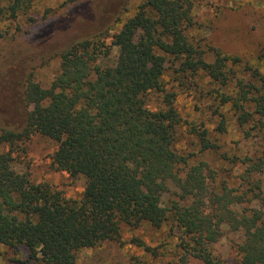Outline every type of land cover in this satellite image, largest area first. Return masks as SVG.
<instances>
[{
    "label": "trees",
    "instance_id": "1",
    "mask_svg": "<svg viewBox=\"0 0 264 264\" xmlns=\"http://www.w3.org/2000/svg\"><path fill=\"white\" fill-rule=\"evenodd\" d=\"M6 1L0 10L16 17L32 0ZM193 25V0H143L110 43L104 32L78 39L62 52L48 86L32 78L24 84L25 121L8 128L0 118V242L27 250L16 264H77L81 249L120 240L124 227L143 223L178 230L184 264L189 256L223 264L212 245L224 225L244 236L241 264H264V208L244 206L264 205V70L196 39ZM113 48V63L100 64ZM178 88L196 111L210 114L208 122L184 117ZM152 92L163 95L164 108H149ZM232 120L263 148L226 156L244 165L241 190L216 183V168L177 146L186 126L201 152L218 151L214 135ZM35 134L57 143L51 158L58 170L85 178L80 197L16 169L20 144Z\"/></svg>",
    "mask_w": 264,
    "mask_h": 264
},
{
    "label": "rangeland",
    "instance_id": "2",
    "mask_svg": "<svg viewBox=\"0 0 264 264\" xmlns=\"http://www.w3.org/2000/svg\"><path fill=\"white\" fill-rule=\"evenodd\" d=\"M143 0H32L28 9L12 17L9 10H0V97L1 123L8 127H20L25 121L26 109L20 100L24 84L32 78L48 86L60 70L61 54L78 39L89 38L97 32L110 37L120 30ZM194 25L190 34L205 39L228 54L250 58L264 70V0H193ZM8 5L0 0V8ZM84 8L81 10L78 7ZM56 24L52 21L56 20ZM109 30V33L107 31ZM118 51L113 48L110 57H103L100 64L113 63ZM176 106L188 120L209 121L210 114L196 111L192 96L179 88ZM163 95L152 92L147 104L152 110L164 108ZM214 117H211V121ZM215 120L217 118L215 117ZM213 123L212 125H214ZM211 127V125L209 124ZM186 126L180 128L177 146L196 159H205L217 169L216 183L225 181L230 187L241 190L245 183L241 177L244 165L226 156H244L247 151H262L258 137L246 139L243 130L231 121L228 131L218 136V151H200L199 139L191 135ZM57 143L45 136L35 134L21 143L16 152L15 167L30 174L33 182H49L67 197L78 198L85 187V178L72 176L58 170L52 163ZM210 166V167H211ZM264 190V174L260 176ZM169 193L163 197L167 202ZM264 208L260 202H246L244 206ZM237 208L242 210L243 205ZM179 231L171 230L169 224L156 227L143 223L137 228L124 227L120 240L105 241L93 248L77 252V264H184L183 251L179 248ZM243 234L229 226L222 227V235L212 247L223 264H241L238 246ZM142 241V242H140ZM147 246H150L148 248ZM24 247H10L0 242V264H16L26 258ZM186 264H205L189 256Z\"/></svg>",
    "mask_w": 264,
    "mask_h": 264
}]
</instances>
